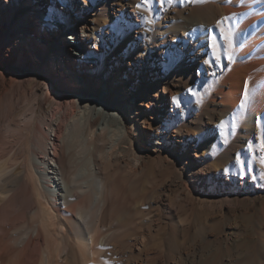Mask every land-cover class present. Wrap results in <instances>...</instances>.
<instances>
[{"label":"bare ground","instance_id":"6f19581e","mask_svg":"<svg viewBox=\"0 0 264 264\" xmlns=\"http://www.w3.org/2000/svg\"><path fill=\"white\" fill-rule=\"evenodd\" d=\"M5 1L0 58L36 53L68 94L46 90L28 141L10 121L25 163L0 159V264H264V0ZM85 128L130 155L74 161ZM157 167L162 221L140 206Z\"/></svg>","mask_w":264,"mask_h":264},{"label":"rangeland","instance_id":"374dc122","mask_svg":"<svg viewBox=\"0 0 264 264\" xmlns=\"http://www.w3.org/2000/svg\"><path fill=\"white\" fill-rule=\"evenodd\" d=\"M2 3L6 4L7 2L5 0H2ZM102 4L103 0H96L95 2V5L98 6H101ZM38 7L41 9L40 5ZM40 16L42 18H45L43 12L40 13ZM68 26L71 29L73 25L69 24ZM18 37L21 38V34H18ZM70 40L71 44H73L74 47L79 45L78 42H75V38H70ZM24 44L25 47H28V44L25 40L23 41L22 45ZM17 46L18 45H16L15 50L16 54L12 55L11 59L8 49H5L3 51V54L0 58V159L6 158L8 156V150L11 149V147H14V151H18V153L16 152V160L20 161L21 167H24L25 152L20 147L21 143L23 142L17 143L16 137H14L13 134L9 133L10 131H12L11 128L13 127L10 122L11 119L14 117L16 119V123L22 124L23 127L25 126L27 128L26 133L22 134V136L24 135L22 138L23 141H28L29 132L31 131L32 127L34 126V124L41 121V116L45 113V108L41 106L40 100L44 97L46 90L55 87L54 102H58L56 104H53L54 108H56L58 103H60L59 101L61 97H63L62 95L68 94V91L66 89L68 85L62 86V84L61 88L59 87V84H57L56 82H51V79L44 74H41V76H36L35 68L39 64V59L36 53L33 54L32 52L25 51V55L30 57V62L26 61L25 63L17 53ZM103 46L107 48V42H103ZM65 49L67 50V48ZM62 54L63 52H61V55ZM107 61L108 60H106V62ZM169 63L172 68V61H170ZM82 69L85 71H90L89 66L81 68V70ZM64 70L66 71L67 68H64ZM78 71L80 70L78 69ZM58 75L59 77H62L61 72H59ZM161 89L162 90H160V93L161 91H163V88ZM101 90L103 94H109V88L107 84L101 85ZM207 90L208 88H200L199 93L205 95ZM77 106L78 105L76 104L74 107L75 110ZM112 107L116 109L117 105L112 104ZM64 111H67L66 108H64ZM72 114L73 111H69V115ZM125 114L128 119L131 118V113L128 112ZM46 126L48 127V124H46ZM91 133V129L89 131V128H85L82 135L83 139L81 141H78L75 146L73 145V147L71 148L70 156L74 161L78 159H84L88 155L96 156L100 151H104L109 147H111L110 152H112L113 156H117L120 154H123L124 156L130 155V153H128L127 151L121 152V146L129 145V142L127 140L123 139L120 140L117 144H113L110 135H107V133L104 134L100 140H98V137H94V139L91 140L89 138V135ZM144 143L145 141L143 139H140L138 140V142H136V146L141 149H145ZM149 149H152V147H150ZM176 152H178L177 149ZM156 169V171L149 172L147 173V175H145V178L147 180V188L149 189L150 193L145 199H142V203L140 204V206L143 210L146 211L149 217L157 218L162 221L166 219L168 214L164 208L162 211H159L158 204L163 203L162 201H164L160 200L161 190L165 189L167 191L170 185L172 188L174 182L168 175V169L165 168L164 170V168L160 167H157ZM169 200L172 201V193L167 198V201ZM159 201L161 202L159 203ZM25 221L26 223L29 222L28 219H26ZM11 228L14 231L8 227L7 231H5L7 233L4 232V238H7L8 235L9 237L7 239H11L15 236L16 229H14L13 227Z\"/></svg>","mask_w":264,"mask_h":264},{"label":"snow or ice","instance_id":"6c2138e0","mask_svg":"<svg viewBox=\"0 0 264 264\" xmlns=\"http://www.w3.org/2000/svg\"><path fill=\"white\" fill-rule=\"evenodd\" d=\"M226 19H227V17H223V18H221L220 20L217 21V24H218V25H219V24H222L223 21L226 20ZM225 36H227V33H225ZM210 39H211V46H212L213 48H215V46H216V41H217L216 36L213 35V36H211ZM244 95L247 96V93L245 92Z\"/></svg>","mask_w":264,"mask_h":264}]
</instances>
